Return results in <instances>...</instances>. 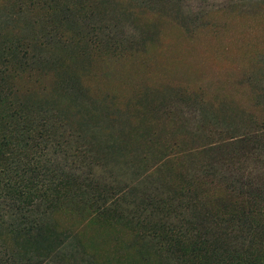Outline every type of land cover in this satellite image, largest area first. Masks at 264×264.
<instances>
[{"label": "rangeland", "instance_id": "obj_1", "mask_svg": "<svg viewBox=\"0 0 264 264\" xmlns=\"http://www.w3.org/2000/svg\"><path fill=\"white\" fill-rule=\"evenodd\" d=\"M0 168L7 264H264V0H0Z\"/></svg>", "mask_w": 264, "mask_h": 264}, {"label": "trees", "instance_id": "obj_2", "mask_svg": "<svg viewBox=\"0 0 264 264\" xmlns=\"http://www.w3.org/2000/svg\"><path fill=\"white\" fill-rule=\"evenodd\" d=\"M30 171L34 172V169H30ZM24 173L26 174V172H23V174ZM1 174H3L5 177L4 180H2L0 177L1 196L17 200L19 197L28 195L31 192L30 190L25 192V190H23L22 188L23 182L25 180L24 175L18 176L17 174H14L13 177H9L8 173H6L4 169L0 168V176ZM0 264H7V262L5 261V259H0Z\"/></svg>", "mask_w": 264, "mask_h": 264}]
</instances>
